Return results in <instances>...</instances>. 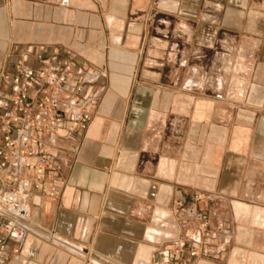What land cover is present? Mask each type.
<instances>
[{"label": "crops", "instance_id": "1", "mask_svg": "<svg viewBox=\"0 0 264 264\" xmlns=\"http://www.w3.org/2000/svg\"><path fill=\"white\" fill-rule=\"evenodd\" d=\"M240 1L0 0V108L18 63L36 75L40 56L90 115L62 120L46 192L26 201L37 232L8 240L0 264H152L174 247L185 264H264V32L234 30ZM249 13L264 19V0ZM223 49L255 59L211 73Z\"/></svg>", "mask_w": 264, "mask_h": 264}, {"label": "built area", "instance_id": "2", "mask_svg": "<svg viewBox=\"0 0 264 264\" xmlns=\"http://www.w3.org/2000/svg\"><path fill=\"white\" fill-rule=\"evenodd\" d=\"M37 60L41 65L36 75L21 61L18 63L10 79V100L0 108V259L8 240L22 243L37 232L30 223L26 201L32 191L46 192L42 181L62 120L76 110L81 128L90 121L88 98L80 97L81 85L71 82L59 66L45 64L40 56ZM33 84L50 89V93L36 101V96L29 94ZM177 208L201 228L206 227L204 213L185 209L182 202ZM201 237V232L187 236L190 257L197 256ZM182 254L181 247H174L152 264H185Z\"/></svg>", "mask_w": 264, "mask_h": 264}, {"label": "rangeland", "instance_id": "3", "mask_svg": "<svg viewBox=\"0 0 264 264\" xmlns=\"http://www.w3.org/2000/svg\"><path fill=\"white\" fill-rule=\"evenodd\" d=\"M241 2V3H240ZM235 7L234 13V30L237 32H264V19H253L249 13L251 0H241ZM240 45L249 46V41L244 38L239 41ZM224 46V45H223ZM211 60V73H219L221 76H232L233 74H244L243 67L250 61L255 59V55L246 51L238 52L229 49H223L217 53L209 54ZM259 59L264 60V54L259 56ZM234 64L237 67L234 68ZM239 66V67H238Z\"/></svg>", "mask_w": 264, "mask_h": 264}]
</instances>
